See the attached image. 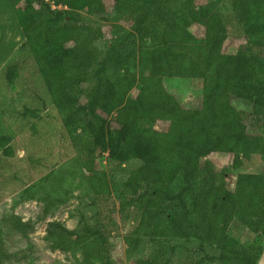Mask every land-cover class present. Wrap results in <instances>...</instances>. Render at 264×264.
Instances as JSON below:
<instances>
[{
    "label": "trees",
    "instance_id": "obj_1",
    "mask_svg": "<svg viewBox=\"0 0 264 264\" xmlns=\"http://www.w3.org/2000/svg\"><path fill=\"white\" fill-rule=\"evenodd\" d=\"M51 1L55 10L43 0H13L15 8L24 4L19 25L30 26L23 46L61 115L64 136L80 151L71 169L60 168L25 189L28 200L44 190L41 219L70 176L97 198L115 194L122 213L129 208L144 213L126 238L129 251L140 252L141 242L175 234L196 242L203 261L259 264L264 173H239L230 189L209 157L235 155L244 162L258 153L264 157V135L252 125L264 118V0H239L245 8V42L234 54L224 51L229 38L219 11L224 0L200 5L180 0L176 8H164L158 0ZM194 25L203 29L201 37L192 32ZM138 56L139 89L130 98L126 78L137 68ZM18 71V65L7 69L11 86ZM174 78L200 87L198 108H184L168 91L164 82ZM234 99L251 106L249 117ZM107 105L111 111L104 110ZM158 122L167 123V129H156ZM11 140L0 137L8 158L15 155ZM103 158L109 168L129 169L122 188L111 186ZM34 226L17 222L12 231L26 235ZM240 229L253 241L242 243ZM45 241L51 252L72 254L77 264H117L107 240L92 228L76 232L51 223ZM4 249L0 231V264ZM137 264L149 262L139 258Z\"/></svg>",
    "mask_w": 264,
    "mask_h": 264
},
{
    "label": "rangeland",
    "instance_id": "obj_2",
    "mask_svg": "<svg viewBox=\"0 0 264 264\" xmlns=\"http://www.w3.org/2000/svg\"><path fill=\"white\" fill-rule=\"evenodd\" d=\"M211 1L197 0V5ZM158 2L164 8L180 5V0ZM23 5L20 3L15 8L13 0H0V137H10V146L15 151V155L8 158L0 149V231L5 236L4 264H77L72 254L51 252L47 248L45 237L51 223H60L76 232L94 229L107 240L117 264H137L139 258L149 264H218L203 261L205 254L198 251L196 242H186L175 234L150 243L141 242L140 252L135 249L129 251L126 238L139 227L144 213L135 208L122 213L115 194L97 198L79 179L70 176H67L62 190L53 195L55 206L41 219L46 204L40 200L46 195L44 190L39 188L37 198L28 200L25 189L38 185L43 177L56 173L60 168L71 169V161L80 156V151L74 149L64 136L61 115L49 96L30 51L23 46L30 27L22 28L17 19ZM219 11L229 31L224 51L234 54L240 44L245 42V8L239 0H224ZM104 29L108 31V25ZM191 30L199 37L203 35V29L197 25ZM141 61L142 57L138 56L137 68L126 78L131 89L130 98L138 93ZM11 65L19 67L18 77L12 86L6 79L7 69ZM185 81L189 80L174 78L165 80L164 85L184 108H198L202 96L200 87L194 82ZM233 104L249 117L251 106L248 103L234 99ZM26 109L35 111V114L26 113ZM104 110L111 111V108L107 105ZM112 115H115L114 111ZM263 123L264 118L252 122L262 135ZM167 126L164 122L155 125L159 130H166ZM209 158L214 171L224 176L230 189L234 188L239 173H264V157L261 153L246 162L241 156L235 155ZM102 164L110 171L111 186L122 188L129 169L126 166L122 169L109 168L106 158L102 159ZM17 222H30L35 225L34 230L26 235L12 231V225ZM237 233L242 234V243L253 241L252 234L248 237L242 229ZM262 236L263 253L259 264H264V233ZM208 254L212 255L213 251L208 250ZM76 256L81 259L79 254ZM237 264L246 263L239 261Z\"/></svg>",
    "mask_w": 264,
    "mask_h": 264
},
{
    "label": "built area",
    "instance_id": "obj_3",
    "mask_svg": "<svg viewBox=\"0 0 264 264\" xmlns=\"http://www.w3.org/2000/svg\"><path fill=\"white\" fill-rule=\"evenodd\" d=\"M43 1H45L46 3H50L51 4V8L53 9V10H55L57 7H56V5L53 3V1H51V0H43ZM66 8V7H65Z\"/></svg>",
    "mask_w": 264,
    "mask_h": 264
}]
</instances>
